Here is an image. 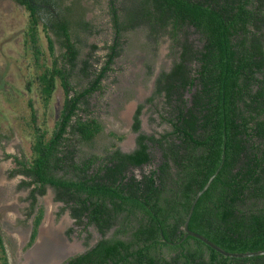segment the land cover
Returning a JSON list of instances; mask_svg holds the SVG:
<instances>
[{
  "label": "trees",
  "instance_id": "1",
  "mask_svg": "<svg viewBox=\"0 0 264 264\" xmlns=\"http://www.w3.org/2000/svg\"><path fill=\"white\" fill-rule=\"evenodd\" d=\"M13 1L27 19L24 77L36 95L22 117L29 155L16 160L32 187L31 208L50 187L76 224L93 225L101 235L65 264H264V255L221 256L184 238L183 230L194 196L215 175L194 205L188 230L230 253L264 251V0H106L112 41L101 64L99 58L92 63L94 44L81 59L72 30L92 31L83 20L72 23L65 0ZM140 27L153 40L169 33L177 50L153 95L164 98L162 118L171 130L159 137L139 134L132 153L113 148L81 157V146L103 131L89 100L102 92L121 55L122 34ZM74 77L86 86L78 89ZM59 88L63 99L50 129L48 113ZM143 107L132 117L135 133ZM153 149L160 154L155 164ZM149 165L139 178L129 174ZM42 218L40 208L26 248ZM0 264H9L1 236Z\"/></svg>",
  "mask_w": 264,
  "mask_h": 264
},
{
  "label": "rangeland",
  "instance_id": "2",
  "mask_svg": "<svg viewBox=\"0 0 264 264\" xmlns=\"http://www.w3.org/2000/svg\"><path fill=\"white\" fill-rule=\"evenodd\" d=\"M64 4L70 7L69 17L73 24L83 20L92 31L89 35L81 30H72V36L80 38L78 46L81 48V59L89 52V45L94 44L98 49L92 55V63L99 58L101 64L105 48L112 41L106 0H65ZM26 21L22 7L13 0H0V236L9 264H23L24 257L35 246L42 229L53 226L64 242L77 245L76 251L59 260L63 262L85 251L100 235L93 225L76 224L70 209L55 200V192L50 187H46L43 196L37 195L31 208L32 187L25 185L29 179L19 172L17 163L29 155V140L23 137L22 117L28 115L29 101L36 97L34 91L27 90L24 77L28 73L23 50ZM122 40L121 55L115 59L112 72L102 82V92H97L89 100L91 117L100 122L103 131L90 144L81 146V157L90 154L102 156L105 151L113 148L131 152L136 138L131 129L132 117L140 104L144 105L140 115V132L157 137L171 130L162 118L166 116L167 109L164 98L162 95L153 97L157 77L162 72H168L177 58L171 36L165 32L153 40L148 37L147 29L140 27L123 33ZM55 51L57 54L60 51L57 45ZM73 84L82 89L86 86V80L82 78L79 82L74 77ZM150 97H153V101L147 103ZM62 99L63 92L59 88L48 113L50 129L58 118ZM34 105L38 109L35 101ZM153 150L152 154L157 159L159 152ZM151 167L133 168L129 174L139 178ZM40 208L43 210V218L38 235L33 245L26 248L34 216ZM113 231H109L107 237L112 236Z\"/></svg>",
  "mask_w": 264,
  "mask_h": 264
},
{
  "label": "bare ground",
  "instance_id": "3",
  "mask_svg": "<svg viewBox=\"0 0 264 264\" xmlns=\"http://www.w3.org/2000/svg\"><path fill=\"white\" fill-rule=\"evenodd\" d=\"M76 250L77 245H68L61 239L55 227L48 226L42 229L37 243L24 257L23 264H54Z\"/></svg>",
  "mask_w": 264,
  "mask_h": 264
},
{
  "label": "water",
  "instance_id": "4",
  "mask_svg": "<svg viewBox=\"0 0 264 264\" xmlns=\"http://www.w3.org/2000/svg\"><path fill=\"white\" fill-rule=\"evenodd\" d=\"M222 158H224V156H222ZM214 177H215V175L212 176V177H210V179L208 180V182L204 185L203 189L200 190L194 196V199H193L192 204H191V206L189 208L188 214H187V216L185 218V222H184V225H183V230L185 232L184 238L187 237V236H190V237H193L195 239H198L201 242H203L206 246H208L209 248L215 250L221 256H224V257H229V258H249V256L250 257H255V256H262V255H264V251H257V252H250V253H230V252H227V251L223 250L222 248L218 247L214 243L210 242L205 237H203V236H201V235H199L197 233H194V232H191V231L188 230V222H189V219H190L191 214L193 212L194 205L197 202L199 196L209 187V185H210V183H211V181L213 180ZM38 237H39V235H38ZM34 244H36V242ZM60 263H62V262L61 261H58V262H56L54 264H60Z\"/></svg>",
  "mask_w": 264,
  "mask_h": 264
},
{
  "label": "flooded vegetation",
  "instance_id": "5",
  "mask_svg": "<svg viewBox=\"0 0 264 264\" xmlns=\"http://www.w3.org/2000/svg\"><path fill=\"white\" fill-rule=\"evenodd\" d=\"M141 131V127H140V130L138 131V132H134L135 134H136V138H137V136L139 135V134H144V135H148V134H145V133H142V132H140ZM149 136V135H148ZM157 137H159V136H157ZM136 138H135V142H134V149L131 151V152H123V153H132L135 149H136ZM114 150H115V148H114ZM122 152V151H121ZM160 155V154H159ZM159 158V157H158ZM158 158L157 159H154V164H155V161H158ZM41 224V223H40ZM39 227H40V225H39ZM39 227H38V230H39ZM94 228H95V226H93ZM96 229V228H95ZM38 230H37V235H38ZM96 231H97V229H96ZM114 232V231H113ZM100 235V234H99ZM113 235V234H112ZM37 237V236H36ZM106 238H109V237H107V235L105 236ZM30 239V238H29ZM101 239V235H100V238L94 243V244H92L91 246H88L87 247V249L85 250V251H83V252H80V253H78V254H75V255H72V256H70V257H68V258H66L65 260H63V262L62 263H60V264H65L69 259H71V258H73V257H76V256H78V255H82V254H84L86 251H88V250H90L91 248H93L94 246H95V244H97L98 243V241ZM35 240H36V238H35ZM35 242V241H34ZM33 242V243H34ZM33 243H32V245H33ZM36 243H37V240H36ZM31 245V246H32ZM30 246V247H31ZM29 247V248H30Z\"/></svg>",
  "mask_w": 264,
  "mask_h": 264
}]
</instances>
